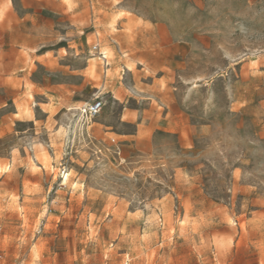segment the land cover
Instances as JSON below:
<instances>
[{
  "label": "rangeland",
  "instance_id": "374dc122",
  "mask_svg": "<svg viewBox=\"0 0 264 264\" xmlns=\"http://www.w3.org/2000/svg\"><path fill=\"white\" fill-rule=\"evenodd\" d=\"M0 255L264 264V0H0Z\"/></svg>",
  "mask_w": 264,
  "mask_h": 264
},
{
  "label": "built area",
  "instance_id": "2783aa9c",
  "mask_svg": "<svg viewBox=\"0 0 264 264\" xmlns=\"http://www.w3.org/2000/svg\"><path fill=\"white\" fill-rule=\"evenodd\" d=\"M92 52L95 56H98V58L105 64L106 67H109L108 57L107 55L102 52L99 45H95L92 48ZM104 108V104L102 100L96 99L92 102L85 103L84 106L79 110L82 117H84L86 120L88 118H94L98 116L101 111ZM67 170L63 169L61 172V177L63 180H67L68 178ZM2 256L0 255V261Z\"/></svg>",
  "mask_w": 264,
  "mask_h": 264
},
{
  "label": "bare ground",
  "instance_id": "6f19581e",
  "mask_svg": "<svg viewBox=\"0 0 264 264\" xmlns=\"http://www.w3.org/2000/svg\"><path fill=\"white\" fill-rule=\"evenodd\" d=\"M88 120L91 121V120H93V119H92V118H88L87 121H88Z\"/></svg>",
  "mask_w": 264,
  "mask_h": 264
}]
</instances>
